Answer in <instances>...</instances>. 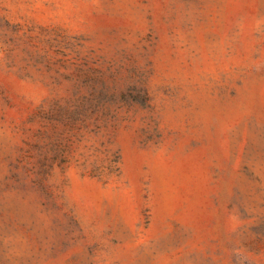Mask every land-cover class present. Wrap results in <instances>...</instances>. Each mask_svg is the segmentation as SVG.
<instances>
[{"label": "rangeland", "instance_id": "obj_1", "mask_svg": "<svg viewBox=\"0 0 264 264\" xmlns=\"http://www.w3.org/2000/svg\"><path fill=\"white\" fill-rule=\"evenodd\" d=\"M0 264H264V0H0Z\"/></svg>", "mask_w": 264, "mask_h": 264}]
</instances>
